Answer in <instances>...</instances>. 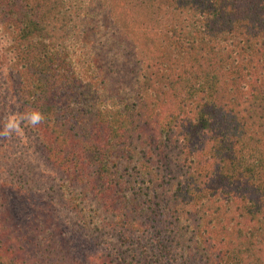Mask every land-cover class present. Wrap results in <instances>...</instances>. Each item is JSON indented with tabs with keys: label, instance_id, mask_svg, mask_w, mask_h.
<instances>
[{
	"label": "trees",
	"instance_id": "16d2710c",
	"mask_svg": "<svg viewBox=\"0 0 264 264\" xmlns=\"http://www.w3.org/2000/svg\"><path fill=\"white\" fill-rule=\"evenodd\" d=\"M178 257L264 264V0H0V264Z\"/></svg>",
	"mask_w": 264,
	"mask_h": 264
},
{
	"label": "rangeland",
	"instance_id": "374dc122",
	"mask_svg": "<svg viewBox=\"0 0 264 264\" xmlns=\"http://www.w3.org/2000/svg\"><path fill=\"white\" fill-rule=\"evenodd\" d=\"M130 16H132V19L130 20V24H132V22H136L137 19H138V16L139 14L138 13H129ZM147 20H151V22H153V16L151 15L148 16ZM127 21V20H126ZM140 25L142 28L146 29L148 28V30L150 31V33L152 32V30H154V26L152 24H149V27H147V25L145 24L146 22H144L143 20H140ZM137 24V23H136ZM134 25V23H133ZM138 25V24H137ZM138 31V40H136L135 38H133L132 34H131V29L129 30V33L127 34L128 37L130 38V41H133V42H136L135 44V47L137 46L138 47V51H137V54H138V59L141 60L142 58H146L148 61L151 62H154V61H157L156 58L154 57V50L153 48L150 46H146V43L148 42L149 39H146V36L144 33H142L141 30H137ZM155 33V31L153 32ZM152 34V33H151ZM160 38V35L157 37V39ZM128 41V46L130 48V46L132 45V42ZM100 57H103V56H100ZM125 57H128V54L125 55ZM125 62V61H124ZM121 61L119 63H116L115 65H113V67L111 68L112 70H115L119 67V65L122 66V69L125 70H130V68H127V64L124 63ZM105 77L107 78V81H108V84L107 87H106V90H108L110 87L112 88L111 91H114L116 92L117 89L119 88H122V84L123 85H126L129 83L130 80H128V77L125 76V75H121L119 78L112 74L110 75V70L107 71L105 73ZM4 78V77H3ZM104 92H108L106 94H110L109 91H104ZM10 123V127L12 128L15 123H16V120L15 119H11L9 121ZM10 134L7 133V136L6 137H9ZM33 208H21L19 207L18 208V211L15 212V215L17 217L18 220H20L21 222V225H24L27 221H29L30 218H28V216L31 215V212L30 210H33L36 205H32ZM159 229L155 228L154 225H152V228L149 229V231L147 232V236L144 237V239H147V244L149 245V250H152V247L154 246V243H155V239H156V236H159ZM73 234L72 236L70 235L69 238L72 239V243L71 245L74 246L73 249H74V254L77 256V257H82L85 253V250L87 248V246L85 244H83V240H87V238L85 237V233H82V231H75V229L72 231ZM167 236H169L168 233H166ZM80 241H83V242H80ZM227 249V248H226ZM174 263L172 262L171 264H186L185 260L181 257H178L176 259H174Z\"/></svg>",
	"mask_w": 264,
	"mask_h": 264
},
{
	"label": "clouds",
	"instance_id": "9594fccd",
	"mask_svg": "<svg viewBox=\"0 0 264 264\" xmlns=\"http://www.w3.org/2000/svg\"><path fill=\"white\" fill-rule=\"evenodd\" d=\"M42 119L41 114L39 112H34L32 116L33 122H38Z\"/></svg>",
	"mask_w": 264,
	"mask_h": 264
}]
</instances>
